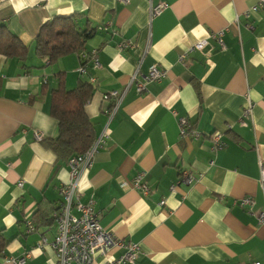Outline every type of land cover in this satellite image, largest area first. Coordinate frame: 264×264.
<instances>
[{"label": "crops", "instance_id": "0c3cea01", "mask_svg": "<svg viewBox=\"0 0 264 264\" xmlns=\"http://www.w3.org/2000/svg\"><path fill=\"white\" fill-rule=\"evenodd\" d=\"M256 2L0 0V24L30 52L25 63L0 56V231L7 241L0 264L24 254L30 255L25 264H57L51 243L59 188L70 183L69 168L35 133L42 139L57 135L48 106L58 73L68 90L94 79L84 109L96 138L112 103L102 96L126 90L108 125V140L78 180L76 197L82 205L93 203L103 231L138 244L140 255L131 264H264V226L238 204L251 198L253 213L264 209V12L244 15ZM160 3L167 8L150 20L151 7ZM72 14L83 17L80 27L88 21L97 29L84 50L54 65L34 56L32 41L41 26ZM221 30L223 51L209 39ZM203 39L208 45L202 51L180 60ZM121 42L133 48L121 51ZM92 52L98 69L81 59ZM83 63L87 73L80 76ZM153 65L166 77L137 94L131 76L136 70L145 75ZM247 98L252 113L241 125ZM181 119L194 125L197 139L180 140ZM217 131L224 147L213 152L209 135ZM183 170L195 177L190 185L178 183ZM140 173L150 191L146 196L129 186ZM41 208L49 210L51 222L42 220ZM72 214L79 215L76 209ZM27 222L35 228L31 233ZM120 254H98L93 264Z\"/></svg>", "mask_w": 264, "mask_h": 264}, {"label": "built area", "instance_id": "2783aa9c", "mask_svg": "<svg viewBox=\"0 0 264 264\" xmlns=\"http://www.w3.org/2000/svg\"><path fill=\"white\" fill-rule=\"evenodd\" d=\"M131 0H117L118 3L122 5H127ZM167 8L165 3H160L154 5L150 9V20L159 16ZM257 12H264V0H257L256 4L251 6L245 11L244 15L249 18L251 15ZM109 26V23L105 25ZM224 31L213 33L209 36L219 47V50H225V44L223 42ZM208 45V39L199 40L191 47L188 48L186 53L180 56V60H184L186 56L193 52L202 51ZM119 50H130L133 48L131 42H121L118 45ZM82 61L90 60L93 63V68L98 69L99 62L97 59V53L92 52L90 58L83 54L81 56ZM80 76H84L87 73L86 64H82L78 69ZM166 77V71L161 70L158 66L153 65L149 68L147 74L141 75L139 71L136 70L130 78V85L134 86L137 94H141L146 91L148 84L153 82H159ZM90 85L94 83V79L90 78ZM125 91L119 93L117 91H111L108 94L102 96L103 101L112 100L109 109L105 110L107 116V123L103 128L102 132L95 139L92 147L83 154L74 155L70 157L67 161L70 183L67 186L59 188L60 197V208L55 214L56 220V235L51 243V247L55 253L57 264H93L95 257L98 254L106 255L110 250H120L121 254L108 261L107 264H131L140 255V249L138 244L133 242H127L115 238L113 235L103 231L102 227L98 223L97 214L93 209V203L82 205L77 202L76 190L77 183L81 174L88 168H90L94 161V156L98 149L106 143L108 140V125L110 120L114 116ZM252 113V104L247 98V104L243 109L240 124L244 125V120L249 119ZM180 140L184 139H197L200 135L199 132L194 130L190 125L188 120H180ZM211 141V150L217 152L224 147V142L222 139V134L220 132H213L209 135ZM35 139L37 141L42 140L41 134L35 133ZM210 165H213L211 162ZM261 170V188L264 196V167L260 163ZM195 177L189 171H181L179 174L178 183L190 185L194 182ZM18 187H22V182H19ZM128 184L123 183L122 187H126ZM133 190L140 191L143 195H148L150 193L149 188L144 182V174L140 173L129 184ZM176 184L172 185L170 188L171 192H175ZM239 206L242 208H247L250 214H253L257 222L264 226V209L258 213H253L252 208L254 206V201L251 198H243L239 201ZM160 206L164 205V201H161ZM76 209L79 213L78 216L72 214V210ZM34 231V227L30 222H27V233ZM29 254H24L19 258H10L7 262L11 264H25L26 260L29 258ZM258 264V263H255Z\"/></svg>", "mask_w": 264, "mask_h": 264}, {"label": "trees", "instance_id": "16d2710c", "mask_svg": "<svg viewBox=\"0 0 264 264\" xmlns=\"http://www.w3.org/2000/svg\"><path fill=\"white\" fill-rule=\"evenodd\" d=\"M82 19L81 15L72 14L44 23L32 41L34 56L47 60L48 65H54L59 58L83 51L86 41L97 29L88 21L80 27L78 21ZM29 53L28 46L5 24H0V56L25 63ZM56 78L58 83L50 92L48 114L57 122L58 132L54 138L42 139L41 143L55 154L57 161H68L70 157L88 151L95 142L94 126L84 109L92 97L93 88L89 82H81L76 88L68 90L65 75L58 73ZM41 212L43 221L49 223L53 220L47 218V208H41ZM6 245L7 241L0 231V254Z\"/></svg>", "mask_w": 264, "mask_h": 264}]
</instances>
